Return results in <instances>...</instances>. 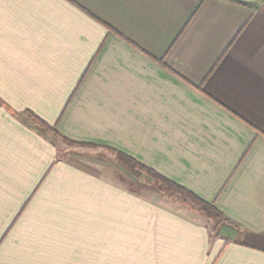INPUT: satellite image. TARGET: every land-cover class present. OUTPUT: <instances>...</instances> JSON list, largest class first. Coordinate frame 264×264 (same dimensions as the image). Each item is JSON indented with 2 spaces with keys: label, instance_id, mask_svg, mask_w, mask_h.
Here are the masks:
<instances>
[{
  "label": "crops",
  "instance_id": "crops-1",
  "mask_svg": "<svg viewBox=\"0 0 264 264\" xmlns=\"http://www.w3.org/2000/svg\"><path fill=\"white\" fill-rule=\"evenodd\" d=\"M0 264H264V0H0Z\"/></svg>",
  "mask_w": 264,
  "mask_h": 264
},
{
  "label": "trees",
  "instance_id": "trees-1",
  "mask_svg": "<svg viewBox=\"0 0 264 264\" xmlns=\"http://www.w3.org/2000/svg\"><path fill=\"white\" fill-rule=\"evenodd\" d=\"M25 114L28 120H31L34 123L35 130H37V132L41 134H45L43 132H49L52 135H54L57 139H60L64 144L75 145L71 142H68L64 138H62L57 132H54V130L51 127L47 126L46 123H44L42 120H39V118L34 116L32 113L25 112ZM117 158H118L119 163H121L123 166H125L129 170L133 178L139 179L140 175L145 174L151 179H153L156 183L163 185L167 190L173 193H176L180 195L181 197L190 201V203H193L198 208V210L204 213V215H206L208 218L215 220V221L222 219V215L219 214V212H217L212 206H210L206 202H203L197 197L193 196L189 192L182 190V188L177 187L175 184L163 179L161 176H159L155 172L141 166L140 164H137L134 160L126 157V155L123 156V155L117 154Z\"/></svg>",
  "mask_w": 264,
  "mask_h": 264
},
{
  "label": "rangeland",
  "instance_id": "rangeland-1",
  "mask_svg": "<svg viewBox=\"0 0 264 264\" xmlns=\"http://www.w3.org/2000/svg\"><path fill=\"white\" fill-rule=\"evenodd\" d=\"M43 133H45L44 135H47V136H49L51 139H53V140H57V138L54 136V135H52L51 133H49V132H43ZM63 143V142H62ZM59 145V153H61V154H63L64 152H63V150L61 149V148H64V145H61V143H59L58 144ZM163 186V185H162ZM164 187V186H163ZM162 187V188H163ZM163 195H165V196H168V195H170V196H173V198L175 197V198H177L178 196H180V195H178V194H176V193H173V192H171V191H169V190H167L166 188H165V191H164V194Z\"/></svg>",
  "mask_w": 264,
  "mask_h": 264
}]
</instances>
